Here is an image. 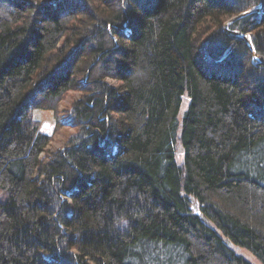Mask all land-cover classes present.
<instances>
[{
  "label": "trees",
  "instance_id": "trees-1",
  "mask_svg": "<svg viewBox=\"0 0 264 264\" xmlns=\"http://www.w3.org/2000/svg\"><path fill=\"white\" fill-rule=\"evenodd\" d=\"M259 6L0 0V264H264Z\"/></svg>",
  "mask_w": 264,
  "mask_h": 264
},
{
  "label": "rangeland",
  "instance_id": "rangeland-1",
  "mask_svg": "<svg viewBox=\"0 0 264 264\" xmlns=\"http://www.w3.org/2000/svg\"><path fill=\"white\" fill-rule=\"evenodd\" d=\"M230 18H228L224 22V24ZM224 24H223V29H224ZM108 82L112 85L115 84L113 80H108ZM79 96H80L79 92L73 91V92L67 93L63 97V99L58 103L57 110L55 112L38 111V110L33 111V114H32L33 118L36 121H39V130L42 133L50 135V141L45 147L44 154H42L40 158H43V157L47 158L53 152L60 150L62 147H64L67 136L71 135L74 132V130L71 127L66 125L65 120L67 117L65 116V114H66V110L70 107L71 102L74 99H77ZM186 106H187V100H184L182 107H181L180 115L186 109ZM233 250L238 255H241L244 258H246L252 264H261L260 261L247 250L243 248H239V247H233Z\"/></svg>",
  "mask_w": 264,
  "mask_h": 264
},
{
  "label": "water",
  "instance_id": "water-1",
  "mask_svg": "<svg viewBox=\"0 0 264 264\" xmlns=\"http://www.w3.org/2000/svg\"><path fill=\"white\" fill-rule=\"evenodd\" d=\"M264 8V0H260V6L259 7H256V8H253V9H250V10H247L245 12H242L236 16H233L232 18H230L225 24H224V31L226 34H229V35H237V36H240L242 37L247 46L249 47V49L251 50L252 54H253V57L258 59L260 62H262L264 64V59L260 58L259 56H257L255 54V51L253 49V46L251 44V41H250V37L247 35V34H243L241 32H237V31H230L227 29L228 25L231 24L232 22L246 16V15H249L251 13H255V12H260L262 9Z\"/></svg>",
  "mask_w": 264,
  "mask_h": 264
}]
</instances>
